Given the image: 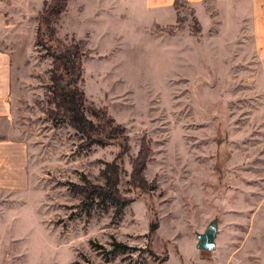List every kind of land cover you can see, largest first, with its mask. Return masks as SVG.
I'll return each mask as SVG.
<instances>
[{
  "label": "rangeland",
  "instance_id": "obj_1",
  "mask_svg": "<svg viewBox=\"0 0 264 264\" xmlns=\"http://www.w3.org/2000/svg\"><path fill=\"white\" fill-rule=\"evenodd\" d=\"M46 1L0 0L12 66L0 140L16 142L15 165L0 144V264H264V59L248 7L177 0L176 22L149 28L143 0H67L45 46L35 30ZM75 46L78 86L123 127L125 153L115 141L82 146L45 114L51 53ZM142 147L145 190L131 185ZM111 162L132 199L117 217L73 188L102 185ZM214 218L216 249H196Z\"/></svg>",
  "mask_w": 264,
  "mask_h": 264
},
{
  "label": "trees",
  "instance_id": "obj_2",
  "mask_svg": "<svg viewBox=\"0 0 264 264\" xmlns=\"http://www.w3.org/2000/svg\"><path fill=\"white\" fill-rule=\"evenodd\" d=\"M67 0H48L43 3L38 12V20L35 30V38L39 44L45 45L54 34V25L64 9ZM175 0V4H176ZM49 48V47H47ZM46 48V49H47ZM52 55L50 85L45 103L47 109L45 114L51 121L53 127L60 122H66L71 128L84 137L82 146L91 144H103L106 141H115L120 152L126 151V136L123 127L102 108L87 104L83 90L78 86L81 81V57L79 49L75 47H63L58 53ZM65 81H58L61 76ZM147 151V149H146ZM145 149L142 147L140 153L132 161L131 185L147 188V180L142 172L146 165ZM114 162L105 163L100 174L104 178L102 185L91 184L86 179L82 185H73L80 189L85 198L96 200L95 204L109 200L114 204L113 217H117L121 208L129 200L121 197L118 193V177Z\"/></svg>",
  "mask_w": 264,
  "mask_h": 264
},
{
  "label": "crops",
  "instance_id": "obj_3",
  "mask_svg": "<svg viewBox=\"0 0 264 264\" xmlns=\"http://www.w3.org/2000/svg\"><path fill=\"white\" fill-rule=\"evenodd\" d=\"M205 0H196L195 4H203ZM224 5H244L248 7V15L252 22L253 46L255 53L259 58L264 59V0H216ZM143 22L144 27L154 28L156 26H170L176 22L177 13L175 0H143ZM103 14L110 11L101 9ZM149 33V32H148ZM11 60L10 52L0 47V124L3 129H11ZM13 130V129H12ZM5 137V136H4ZM3 148L7 149L4 155V163L7 165H15V138L6 136L0 140ZM9 151V153H8ZM6 158V159H5Z\"/></svg>",
  "mask_w": 264,
  "mask_h": 264
},
{
  "label": "water",
  "instance_id": "obj_4",
  "mask_svg": "<svg viewBox=\"0 0 264 264\" xmlns=\"http://www.w3.org/2000/svg\"><path fill=\"white\" fill-rule=\"evenodd\" d=\"M218 233V218L212 219L202 232H196L195 247L201 251L216 249V236Z\"/></svg>",
  "mask_w": 264,
  "mask_h": 264
}]
</instances>
